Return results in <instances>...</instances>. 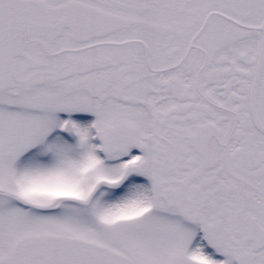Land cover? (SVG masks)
<instances>
[{"label":"snow or ice","instance_id":"snow-or-ice-1","mask_svg":"<svg viewBox=\"0 0 264 264\" xmlns=\"http://www.w3.org/2000/svg\"><path fill=\"white\" fill-rule=\"evenodd\" d=\"M0 264H264V0H0Z\"/></svg>","mask_w":264,"mask_h":264}]
</instances>
